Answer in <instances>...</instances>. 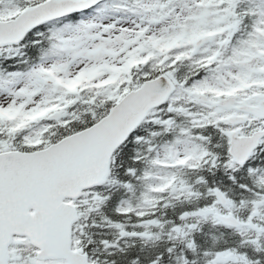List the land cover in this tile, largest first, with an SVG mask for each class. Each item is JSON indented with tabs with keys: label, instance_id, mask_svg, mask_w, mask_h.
<instances>
[{
	"label": "snow or ice",
	"instance_id": "obj_1",
	"mask_svg": "<svg viewBox=\"0 0 264 264\" xmlns=\"http://www.w3.org/2000/svg\"><path fill=\"white\" fill-rule=\"evenodd\" d=\"M0 264H264V0H0Z\"/></svg>",
	"mask_w": 264,
	"mask_h": 264
}]
</instances>
